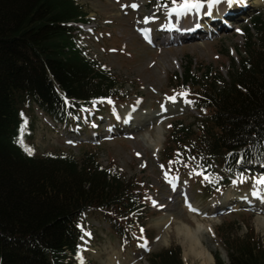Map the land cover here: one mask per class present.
Segmentation results:
<instances>
[{
  "label": "trees",
  "instance_id": "trees-1",
  "mask_svg": "<svg viewBox=\"0 0 264 264\" xmlns=\"http://www.w3.org/2000/svg\"><path fill=\"white\" fill-rule=\"evenodd\" d=\"M151 1L158 9L180 3ZM89 21L76 0H0V264H78L72 257L89 213L106 219L123 243L136 222L145 224L133 177L103 167L91 152L79 159L35 153L33 107L68 126L127 97L80 39L78 26ZM243 32L244 55L225 77L211 67L197 75L189 64L171 80L195 97L199 118L172 123L162 159L173 173L182 166L201 173L207 193L264 173V12ZM149 264H183L180 249L153 254ZM215 264H264V241L250 229L229 242L227 263L215 256Z\"/></svg>",
  "mask_w": 264,
  "mask_h": 264
},
{
  "label": "rangeland",
  "instance_id": "rangeland-1",
  "mask_svg": "<svg viewBox=\"0 0 264 264\" xmlns=\"http://www.w3.org/2000/svg\"><path fill=\"white\" fill-rule=\"evenodd\" d=\"M76 1L90 20L78 26L87 53L113 72L121 95L127 97L107 103L91 117L68 126L54 124L33 107L35 153H67L77 159L88 152L95 154L103 167L118 168L126 178L133 177L140 183L148 213L144 226L136 222L128 229L130 243L120 241L100 214H87L82 249L73 260L78 264H149L153 254L178 247L183 264L205 263L199 255L201 252L203 256V251L212 256L209 264H215V256L227 263L229 242L243 240L250 229L264 241V210L257 212L254 207L259 199H250L257 189L264 191V184H257L264 178L263 172H254L241 181L231 177L233 184L226 191L207 193L204 181L186 166L173 173L170 161L162 159L172 123L187 124L199 118L195 97L180 95L183 92L171 82L174 75L190 64L193 73L199 72L197 75L211 67L225 77L244 55L243 28L264 12V0L231 5L221 0L209 12L214 21L200 11L180 17L169 15L168 9L178 5L158 9L151 0ZM202 3L207 7L206 1ZM132 4L138 7L133 9ZM146 17L153 19L144 23ZM169 36L180 39L164 41ZM173 96L175 102L169 99ZM164 107L176 110L152 124L147 121L135 127L126 118L134 109L139 115H156ZM173 174L177 175L171 177ZM245 195L248 200L236 205L228 201ZM225 198L228 203L222 204ZM248 202L255 204L248 206ZM197 230L200 239L198 235L193 237Z\"/></svg>",
  "mask_w": 264,
  "mask_h": 264
},
{
  "label": "bare ground",
  "instance_id": "bare-ground-1",
  "mask_svg": "<svg viewBox=\"0 0 264 264\" xmlns=\"http://www.w3.org/2000/svg\"><path fill=\"white\" fill-rule=\"evenodd\" d=\"M213 9V8H212ZM211 9V10H212ZM200 12H201V14L203 15L205 12L206 13H208V15H210V17L212 18V20L214 21V17H212L211 16V14L209 13L210 11H209V9H208V6L207 7H205V4H204V6L200 9ZM227 23H228V21H227ZM229 24V23H228ZM203 27V26H202ZM224 28V25H223V27L221 28V29H223ZM163 30H165V28L163 29ZM167 32V31H166ZM167 33H172L171 31H168ZM193 35V34H192ZM196 35H198V36H201V34H199L198 33V31H196ZM178 39H180V36H178V37H176V38H173L172 36H169L168 38H165L164 39V41H169V42H176ZM135 110V109H134ZM134 110H132V111H130V112H128L127 113V115H126V118H127V120H128V122H130V123H133V124H135V127H139V126H141L142 125V123L144 122H147L148 121V124H152V123H154L155 122V120L157 119V118H159L160 116H162V115H164V114H166V113H169V112H172V111H175L176 110V108H171V109H169V108H166V107H164V108H162L160 111H159V113L158 114H156V115H150V114H145V115H139L138 114V112L137 111H134ZM142 127H140V129H141ZM255 192H259V197H255V196H257V195H251V198L250 199H255V198H258L259 200H257L258 201V203H257V205L254 207L255 208V210H257V212H262V210H264V206H263V201H264V191H262V190H256ZM247 195H245V196H243V197H239V198H236V200L233 198V200L232 199H228V198H225L223 201H222V204H225V203H228V201L229 200H231V201H229V202H233V203H235L234 205H236L237 204V202H239V201H246V200H248V198L249 197H246ZM227 199H228V201H227ZM222 204H220V205H222ZM253 204H255V203H253V202H248V206L249 205H253ZM190 210H192V211H194L195 209L193 208V207H191V209ZM195 216H198V213L197 214H195ZM201 216H202V214H201ZM184 226V225H183ZM186 229V228H185ZM188 229V228H187ZM187 229L185 230L186 232H187ZM178 230V229H177ZM189 231V230H188ZM198 231V232H197ZM196 232H197V234L196 233H193V237L194 236H196V235H198V239H200L201 238V233H200V231L199 230H197ZM191 233V232H190ZM197 237V236H196ZM193 239H195V238H193ZM202 240V239H201ZM194 243H196V245H200V242H198V240H195V241H193ZM197 253V252H196ZM199 255L201 256V257H203V258H205L206 259V261H205V263L203 262V264H209V263H211V261H212V256H211V254H209L207 251H203V256H202V253L200 252L199 253ZM193 256V255H192ZM202 258V259H203ZM200 259V258H199ZM198 258H197V260H199ZM204 261V260H203ZM112 263V262H111Z\"/></svg>",
  "mask_w": 264,
  "mask_h": 264
},
{
  "label": "snow or ice",
  "instance_id": "snow-or-ice-1",
  "mask_svg": "<svg viewBox=\"0 0 264 264\" xmlns=\"http://www.w3.org/2000/svg\"><path fill=\"white\" fill-rule=\"evenodd\" d=\"M176 2H177V0H172L173 4H176ZM206 2H207V6H208L209 11H211V9L214 5L221 3V0H206ZM227 2L229 3V5H231V4L236 3V2L243 3L244 0H227ZM203 6H204V4L202 3V0H180L178 7H173V8L168 9V14L169 15L176 14L177 17H180V16H183L185 14L192 13L193 11H195L196 13H199L200 9ZM130 7L135 9L138 7V5L132 4V5H130ZM150 19H153V18L152 17H146L144 20V23H148ZM145 31H147V30H145ZM146 38H147V36H146ZM180 95L186 97L187 93H180ZM169 99L172 100L173 102H175V96L169 97ZM107 102L112 103L111 100H108ZM186 102L191 103V101H187V100H186ZM26 151H28V153L31 155L30 149H26ZM170 163H172V162H170ZM161 167L163 168V166H161ZM196 174L200 175L201 173H196ZM165 177L167 178V173H165ZM205 179H207V177H205ZM257 184H264V178L257 180ZM253 195L258 196L259 192H253ZM86 235H90V234L86 233Z\"/></svg>",
  "mask_w": 264,
  "mask_h": 264
}]
</instances>
